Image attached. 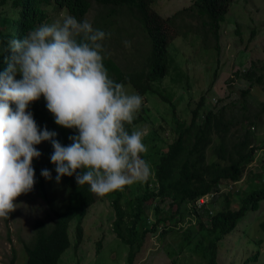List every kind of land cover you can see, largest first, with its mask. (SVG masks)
<instances>
[{"label": "trees", "instance_id": "trees-1", "mask_svg": "<svg viewBox=\"0 0 264 264\" xmlns=\"http://www.w3.org/2000/svg\"><path fill=\"white\" fill-rule=\"evenodd\" d=\"M93 1L99 6L97 19L91 23L94 28L96 26L109 33L106 29L113 23V14L116 16L120 9H127L139 21L149 48L148 55L142 52L145 47L139 49L132 70L127 73L108 54L103 62L109 76L115 82L131 84L139 94L156 93L162 99L170 101L171 96L159 89L155 82L164 79L170 72L171 59L168 47L180 32L174 25L176 16L164 18L151 7L155 0H13V15L5 17L3 23L5 26L0 27V71L7 67L5 57L11 55L10 52H5L8 39L22 38L30 29L41 23H53L60 13L54 11H66L77 20L85 19ZM6 2L7 0H2L3 4ZM231 2L232 0H194L193 4L184 11L190 10L187 12L197 16L194 13L196 11L208 17L206 31L213 34L219 48L221 23L225 20ZM109 7L111 11H108ZM179 13L183 12L177 14ZM3 15L6 14L2 12L1 16ZM179 18L181 17L176 18L177 23ZM181 20L183 21L184 18ZM109 37L110 34L103 41L105 47ZM105 49L107 51V48ZM256 72V63H254L244 74L251 80L245 94L250 93L255 86L252 80ZM17 78H20L19 74ZM256 81L260 83L257 84L263 85L262 76ZM12 107L14 108L15 105L13 104ZM30 110L40 127L46 126L50 130H55L58 134L56 139L62 144L71 143L68 137L75 134V130L64 128L54 122L53 115L45 107L43 97L33 101ZM141 110L146 114L149 113L144 105ZM143 117V114L136 115L132 125L125 127L129 131L133 130L143 122ZM256 120L257 118L250 119L246 126L237 120L241 132H244L236 136L230 129L232 121L225 120L222 110L207 108L202 98L200 105L193 110L190 122L184 120L177 123V137L171 143H167L165 147V141L162 139L161 144L151 146L154 155L149 156L146 152L142 154V158L148 164L152 162L154 166V168L150 167V176L154 174V178L148 177L142 195L126 194V186L122 190L106 194L110 197L116 214L112 224L113 230L129 247L130 264L142 249L147 233L157 232L162 221H170V225L160 230L161 237L176 229L171 222L176 225L181 222V226L182 223L189 222L188 227L183 229L185 245L192 243V239H197L201 232L204 239L198 243L200 251L208 259L206 264H247L259 259L261 251L256 249L252 254L246 255L241 262L242 256L231 252L229 247H235L238 237L249 225L244 228L241 226L242 222L262 207L264 174L262 176L259 173L258 180L255 178L250 185L247 184L249 188L236 191L230 197L226 193L228 191L222 189L223 183L241 181L247 167L256 160L257 149L263 148L256 144L258 138L253 137L252 130L256 129ZM152 136L147 138L155 139V137L151 138ZM35 147L40 150L41 156L33 159L35 183L31 191L46 202L49 215L35 221L32 238L23 243L28 255L27 264H59L62 255L72 243L71 223L77 222L76 237L79 245L84 235V217L98 198L95 193L88 190V185L78 186L74 175L63 176L59 183L41 176V169L44 168L49 169L53 177L56 175L54 165L49 160L53 149L48 141H43ZM210 150H212L211 156ZM221 193L226 205L221 209L210 208L208 203ZM201 197H207V201L198 203ZM234 198L237 200V208L231 207ZM151 200L157 201L154 205L156 221L149 219L146 207ZM165 200L169 201V210L161 217L162 208L159 202ZM190 215H194L197 226L192 223ZM262 227L264 229V225ZM235 237L236 240L232 241ZM251 241L252 239L249 244ZM223 242L226 247H223ZM261 243H258V246ZM243 251L246 252L245 247ZM227 257H231L229 262H226ZM15 259L14 256L11 264H14Z\"/></svg>", "mask_w": 264, "mask_h": 264}, {"label": "rangeland", "instance_id": "rangeland-1", "mask_svg": "<svg viewBox=\"0 0 264 264\" xmlns=\"http://www.w3.org/2000/svg\"><path fill=\"white\" fill-rule=\"evenodd\" d=\"M193 2L194 0H155L151 5L164 18L176 16L174 25L180 35L171 41L168 47L171 59L170 72L164 79L155 82V85L172 99L166 101L156 93L140 94L143 97L142 105L149 113L146 114L141 109L138 111L136 115L143 114L144 120L136 128L146 129L147 135L143 139L146 145L145 152L152 156L155 153L151 151V146L161 144L162 139L165 141V147L167 143H171L177 137V123L184 120L190 122L192 112L200 105L202 98L207 108L222 110L225 120L232 121L230 129L235 135H242L244 132H241L238 121L246 126L250 119L257 118L256 129L252 130L253 137L258 138L256 144L263 148L257 149L256 160L247 167L241 181L223 183L222 189L228 191L226 193L230 197L236 191L249 188L253 179L258 180L259 173L264 174V0H232L225 20L221 23L219 48L213 34L206 31L208 17L196 11L194 13L197 16L187 12L190 10L184 11ZM12 3L13 0H7L5 4L0 0V17H2L0 27L3 26L5 17L13 15ZM98 11L99 6L93 1L85 19L92 23L97 19ZM108 11H111V7ZM181 11L183 13L177 14ZM2 12L6 15L1 16ZM54 12L60 13L53 22L69 15L62 10ZM177 17L184 20L179 18L177 23ZM112 20L113 23L106 29L110 37L106 41L105 48L127 73L132 70L139 49L145 47L142 52L148 55L149 48L139 21L127 9H120L116 16L113 14ZM124 41L130 42L127 47ZM254 63L257 72L252 81L255 86L250 93L245 94L251 80L244 74ZM260 76L263 77V85H259L260 83L256 81ZM121 84L129 93H137L131 84ZM148 136L155 139L150 140ZM209 154L212 155V150ZM149 165L154 168L152 162ZM149 178H154V174ZM146 182L147 180L126 185V194L142 195ZM97 198L98 200L89 207L84 217V235L79 245L76 237L77 222L71 223L72 243L62 255L59 264H130L129 247L113 230L112 224L116 214L112 201L108 195H97ZM213 199L208 203L212 209H221L226 205L222 193ZM156 202L151 200L146 204L151 221L157 220L154 208ZM15 203L16 208L9 213V216L0 218V264H11L14 256L16 257L14 264H27L28 255L23 243L32 238L35 221L49 215L46 202L32 191L20 194L15 198ZM159 204L162 208L160 215L162 217L169 210V201L165 200ZM231 207L237 208L235 198ZM189 218L197 226L194 215H190ZM262 222H264V201L259 211L253 212L242 222L241 226L244 228L249 225L238 237L235 247H229L231 252L242 256L241 262L246 255L259 249L261 251L259 259L247 264H264ZM161 223L157 232L147 233L142 249L137 253L132 264H206L208 262L205 254L200 251L198 243L204 239L201 232L197 239H192V243L185 245L183 229L188 227L189 222L182 223L183 226L181 222L177 225L171 222L176 229L168 232L164 237H161L160 230L169 226L170 221ZM235 240L236 237L232 238V241ZM256 241L262 242L260 246ZM223 244V247H226L225 242ZM244 247L246 252L243 251ZM230 260L231 257L226 258V262Z\"/></svg>", "mask_w": 264, "mask_h": 264}, {"label": "clouds", "instance_id": "clouds-1", "mask_svg": "<svg viewBox=\"0 0 264 264\" xmlns=\"http://www.w3.org/2000/svg\"><path fill=\"white\" fill-rule=\"evenodd\" d=\"M108 35L87 19L65 15L7 40L5 52L11 55L0 71V218L16 208V197L32 190L33 159L41 156L35 146L43 141L52 146L49 160L56 173L41 169L46 180L59 183L74 175L78 186L104 196L150 176L142 158L146 129L125 127L132 125L143 97L109 76L103 62ZM41 97L57 125L75 130L71 143L62 144L55 130L37 124L30 104Z\"/></svg>", "mask_w": 264, "mask_h": 264}, {"label": "built area", "instance_id": "built-area-1", "mask_svg": "<svg viewBox=\"0 0 264 264\" xmlns=\"http://www.w3.org/2000/svg\"><path fill=\"white\" fill-rule=\"evenodd\" d=\"M206 199H207V198H206ZM206 199H204V198L202 197V198H200V199L198 200V203H204V201H205Z\"/></svg>", "mask_w": 264, "mask_h": 264}]
</instances>
